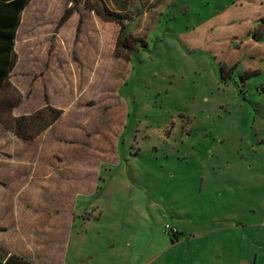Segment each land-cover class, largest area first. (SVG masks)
Masks as SVG:
<instances>
[{"label": "rangeland", "instance_id": "obj_1", "mask_svg": "<svg viewBox=\"0 0 264 264\" xmlns=\"http://www.w3.org/2000/svg\"><path fill=\"white\" fill-rule=\"evenodd\" d=\"M104 1L126 43L99 0L22 13L12 115L64 112L34 140L0 121V264H264V9Z\"/></svg>", "mask_w": 264, "mask_h": 264}, {"label": "trees", "instance_id": "obj_2", "mask_svg": "<svg viewBox=\"0 0 264 264\" xmlns=\"http://www.w3.org/2000/svg\"><path fill=\"white\" fill-rule=\"evenodd\" d=\"M31 0H0V121L16 136L24 140H34L46 129L55 124L63 115V110L52 105L46 95V104L27 114L13 116V110L23 101L22 92L11 82L10 76L17 60L16 38L21 23V16ZM99 6H91L102 18L121 25L123 42L129 39L128 29L124 24L125 13L111 9L104 0H99ZM74 7L66 10L60 19L65 23L72 15ZM82 18L80 24L82 23ZM128 35V36H127ZM140 44L143 39H136ZM173 238H180V232L173 234ZM14 257L6 258L4 264H25L14 262Z\"/></svg>", "mask_w": 264, "mask_h": 264}, {"label": "crops", "instance_id": "obj_3", "mask_svg": "<svg viewBox=\"0 0 264 264\" xmlns=\"http://www.w3.org/2000/svg\"><path fill=\"white\" fill-rule=\"evenodd\" d=\"M257 3H258V6L259 7H261L262 9H264V0H257ZM261 18H264V15L261 17ZM260 21V20H259ZM177 229H178V227H176ZM229 228H234V226H232V227H229ZM219 229H216L215 231H218ZM228 229H223V231L224 232H226V233H228V234H230V232H237V231H227ZM231 230V229H230ZM178 232H180L179 231V229H178ZM180 235H181V232H180ZM15 263H19V261H14Z\"/></svg>", "mask_w": 264, "mask_h": 264}, {"label": "built area", "instance_id": "obj_4", "mask_svg": "<svg viewBox=\"0 0 264 264\" xmlns=\"http://www.w3.org/2000/svg\"><path fill=\"white\" fill-rule=\"evenodd\" d=\"M168 229H170V231L175 234V233H178V229L176 227H174L173 229L171 228L170 225L167 226Z\"/></svg>", "mask_w": 264, "mask_h": 264}]
</instances>
